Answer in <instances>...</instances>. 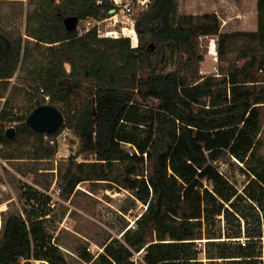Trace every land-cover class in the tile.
<instances>
[{"label":"trees","instance_id":"16d2710c","mask_svg":"<svg viewBox=\"0 0 264 264\" xmlns=\"http://www.w3.org/2000/svg\"><path fill=\"white\" fill-rule=\"evenodd\" d=\"M114 1L28 0L24 33L4 26L0 7V145L37 162L59 151L47 136L69 127L79 139L56 176L52 167L29 168L40 188L23 183L22 211L0 231V264H70L50 227L55 215L44 190L54 181L66 199L81 182L106 181L144 204L97 257L76 246L86 263L264 264V23L222 32L218 11L196 15L181 12L179 0H150L136 17V46L128 36H101L98 25L82 34L66 29L69 16L106 20L118 12ZM259 8L264 15V0ZM214 35L219 58L234 37L259 47L247 44L225 69L205 76L201 38ZM17 72L20 83L12 84ZM46 103L64 115L52 134L27 124ZM228 154L247 175L242 189L215 164Z\"/></svg>","mask_w":264,"mask_h":264},{"label":"rangeland","instance_id":"374dc122","mask_svg":"<svg viewBox=\"0 0 264 264\" xmlns=\"http://www.w3.org/2000/svg\"><path fill=\"white\" fill-rule=\"evenodd\" d=\"M179 3L181 12L198 15L218 11L223 18L222 32L258 30L260 23H264V15L259 8V0H179ZM29 6L28 0H5L1 2L4 26L8 29H21L24 33ZM118 9L114 18L109 17L106 20H100L98 27L101 32L107 33L110 30H115L117 31L115 35L130 37L131 30L135 29L138 35L135 21L143 9L135 5L132 15H125L121 8ZM85 20H93L94 23H98L94 18ZM79 25L85 27V21L81 20ZM104 36L107 35L104 34ZM201 40L207 49L206 58L201 63V73L205 76L218 74L222 69H225L228 62L234 60L239 50L247 44L260 46V54L264 56V45L259 44L258 46V41H246L242 37H234L230 40L228 54L224 58H219L218 36L202 37ZM67 68H69L68 65ZM11 83H20L18 72L11 79ZM3 102L4 99L0 100V107ZM20 113V108L14 109L15 116ZM16 124L13 122L12 126ZM49 137L56 138L55 144L50 142L49 144L57 145L59 149L57 156L50 161L39 160L35 162L32 159L22 158L16 148L8 150L0 145V184L2 186L0 190V231L5 218H8L12 212L22 211L24 206L21 198L23 183L26 182L40 188V185L33 180L36 173L30 172L29 168L34 165L42 169L52 167L53 170L50 171H55L56 176V169L59 167L65 170L71 160V155L75 154L79 148V139L73 131L67 137L57 134L47 136L46 139L48 140ZM21 150L23 151V149ZM10 153H13L14 157L4 158L2 156ZM85 157V155H80L77 161H83ZM89 158L94 159L96 155L91 154ZM215 164L240 189L243 188L247 175L239 168L241 163L228 154L222 156ZM43 171L45 170H40V174H47ZM46 178H52V176L48 175ZM59 182L61 183L60 178ZM55 200V206H51L55 218L50 220V227L55 231V237L65 251L70 264H95L82 261L75 250L76 246L86 247L97 257L104 249L102 244L111 241L113 238L121 239L124 228L133 226L136 216L144 209V204L137 200L129 189L117 183L106 181L81 182L70 199L63 198L61 194ZM198 241V246L204 249L206 238ZM137 257H141V255H137ZM201 257L207 261L204 252H202Z\"/></svg>","mask_w":264,"mask_h":264},{"label":"water","instance_id":"95a60500","mask_svg":"<svg viewBox=\"0 0 264 264\" xmlns=\"http://www.w3.org/2000/svg\"><path fill=\"white\" fill-rule=\"evenodd\" d=\"M115 14V10H112ZM65 27L68 31H74L79 24V18L76 16H69L64 19ZM64 122L63 113L52 104H42L37 106L28 116L27 124L37 132L52 134ZM6 135L13 138L16 135L15 126H11L6 130Z\"/></svg>","mask_w":264,"mask_h":264},{"label":"built area","instance_id":"2783aa9c","mask_svg":"<svg viewBox=\"0 0 264 264\" xmlns=\"http://www.w3.org/2000/svg\"><path fill=\"white\" fill-rule=\"evenodd\" d=\"M149 1L150 0H115L114 3L116 5V8H121V11L123 10L125 12V15H132L133 14V11H134V7L135 5H138L140 6L142 9H146L148 7V4H149ZM119 10V9H118ZM116 16L115 15H112V17ZM81 21V20H80ZM85 21V27H81L79 24H78V29L80 31V33H84L85 31L89 30L91 27L95 26V25H99L100 24V21H98V23H94L93 20H84ZM88 25V27H87ZM134 27V25H133ZM135 30V29H134ZM99 33H101L100 35L104 36V34H106L108 36L109 32L107 33H102L100 28H99ZM136 31V30H135ZM119 36V35H117ZM116 36V37H117ZM126 36V35H125ZM131 40H132V44L133 46H136L138 45V35H137V32H135V34H130L129 35ZM72 132V130L69 128V127H66V128H62L59 132V134L62 136V137H67L68 134ZM49 142L51 144H55L56 143V138L55 137H49ZM204 184H206V181H204L201 185V187L204 186ZM1 184H0V190H1ZM61 187H59V185H57V181H54L49 189L48 190H45V192L51 196V204L52 206H55L56 204V200L60 195H61ZM0 195H1V191H0Z\"/></svg>","mask_w":264,"mask_h":264},{"label":"bare ground","instance_id":"6f19581e","mask_svg":"<svg viewBox=\"0 0 264 264\" xmlns=\"http://www.w3.org/2000/svg\"><path fill=\"white\" fill-rule=\"evenodd\" d=\"M113 18H114V17H113ZM116 32H117V31H115V30H110L108 36L116 37V36H117V35H115ZM135 32H136V31H135L134 29L131 30V34H132V35L135 34Z\"/></svg>","mask_w":264,"mask_h":264},{"label":"crops","instance_id":"0c3cea01","mask_svg":"<svg viewBox=\"0 0 264 264\" xmlns=\"http://www.w3.org/2000/svg\"><path fill=\"white\" fill-rule=\"evenodd\" d=\"M69 66V65H68ZM68 69H70V66H69V68Z\"/></svg>","mask_w":264,"mask_h":264}]
</instances>
